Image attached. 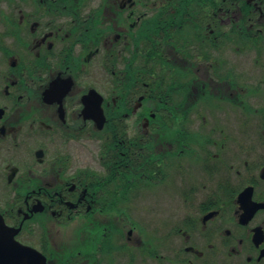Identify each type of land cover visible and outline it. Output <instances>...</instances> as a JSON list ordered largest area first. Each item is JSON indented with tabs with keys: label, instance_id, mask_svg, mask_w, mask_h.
<instances>
[{
	"label": "flooded vegetation",
	"instance_id": "obj_1",
	"mask_svg": "<svg viewBox=\"0 0 264 264\" xmlns=\"http://www.w3.org/2000/svg\"><path fill=\"white\" fill-rule=\"evenodd\" d=\"M0 226V264H264V0H0Z\"/></svg>",
	"mask_w": 264,
	"mask_h": 264
},
{
	"label": "water",
	"instance_id": "obj_2",
	"mask_svg": "<svg viewBox=\"0 0 264 264\" xmlns=\"http://www.w3.org/2000/svg\"><path fill=\"white\" fill-rule=\"evenodd\" d=\"M10 243H16V244H18L13 239L12 235L8 232V230L6 229V227L0 226V244H4L3 252H5V253H7V252H17V250L18 251L20 250L19 247L9 246ZM14 256H9L7 258L8 259H11V260H14L15 259Z\"/></svg>",
	"mask_w": 264,
	"mask_h": 264
}]
</instances>
